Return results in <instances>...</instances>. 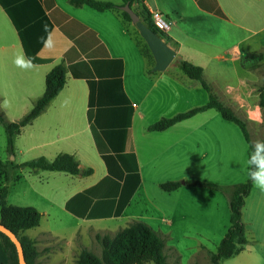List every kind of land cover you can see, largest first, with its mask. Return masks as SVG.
I'll return each instance as SVG.
<instances>
[{"label":"crops","instance_id":"1","mask_svg":"<svg viewBox=\"0 0 264 264\" xmlns=\"http://www.w3.org/2000/svg\"><path fill=\"white\" fill-rule=\"evenodd\" d=\"M4 1H14L10 7L18 24H30L40 18H46L50 24L47 37L36 54V57L43 62L38 65L31 64V67H20L16 63L17 60L25 62L28 60L13 23L0 7V87L2 89L4 85L10 91L15 90L17 92L16 95H11L16 98L17 104L22 103L21 114H27L36 100L42 96L46 74L60 64L66 69V83L63 89L31 124L35 126L34 131L36 133L43 136L55 135L54 140L46 142L44 145L57 146L61 137H64L63 142L75 140L81 135L87 140L88 135L89 142H92L101 158L94 141V133H96L111 155L114 157L116 155L124 156V162L116 158L114 166L115 171L122 172L121 179L108 173L101 158L107 177L117 183L119 190L114 197L110 198L109 186L112 185L108 184L106 189L98 190L97 196L88 195L82 198L78 207L82 208L86 218L95 215L94 217L99 219L116 220L123 216L134 194L146 179L142 173L141 157L146 160L145 170L152 171L151 184L156 183L159 188V185L165 182L155 181V179L158 178V171L163 168L160 167V161L165 156V164H170L167 166L180 169L181 172L192 167L194 169L195 166L200 167L201 159L205 158L203 154L201 158L193 157L189 162V153L185 155L183 151L185 147L190 146L186 139L191 137L205 138L213 149L224 146V142L217 140V133L214 131L213 125L215 117L208 113L209 110L177 123L166 131L158 132V134L176 135L174 136L176 139L171 142V149H175L176 153L162 152L158 149L160 142L146 139L147 127L155 123L156 120L168 116L159 114L158 110L171 111L183 103L198 107L208 100L206 92L199 83L190 80L178 69L177 63L179 61H187L192 65L201 67L204 79L212 86L219 101L232 110L237 106L233 98H238L244 103L251 99L253 103L255 102L257 112L260 110L258 106L259 89L263 84L264 75L260 74L252 65H248L246 63L248 60H244V64H246L244 67L240 66V62L243 54H260L264 60V37L252 39V36L247 35L237 44H233L216 54H209L205 43L218 45L221 38L225 37V33L222 34L221 29L226 25L238 28L249 35L255 33L247 26L242 25V22L241 24L232 22L219 0H139L149 13L159 12L164 15L169 24L164 33L169 39L166 44L175 51L177 61L175 66L168 67L161 73L152 71L154 63L145 58L137 47L136 30L131 29L134 25L123 21L117 11L96 12L86 6L74 7L67 0ZM96 1L122 6V0ZM228 1L234 5L238 3L241 10L245 9V5L256 8L257 11L260 7H264V0ZM200 2L204 6H201ZM214 7L222 12L223 17L211 12L210 9ZM131 9L139 13L140 9L137 2L131 6ZM227 62H231L235 66L237 62L239 64L241 71L238 73L235 68L234 78L230 76ZM88 71L92 75L89 79L84 78ZM72 72L78 76L73 77ZM219 77L222 78L219 79ZM195 96H198L199 102H195ZM1 99H3L2 96ZM150 106L155 107L154 110L157 113L155 120L147 122L148 126L143 129V133H139V141L137 142L133 130L138 121H148L146 117L150 112ZM26 111L28 112L26 113ZM178 111L173 113H178ZM257 112L246 117L252 127L260 125ZM194 121L199 125L189 132L183 131L182 128L186 126L184 124H190ZM36 122L39 123L36 124ZM200 122L202 123L200 124ZM69 123L75 124V130L70 131ZM263 138L264 136L260 138V142ZM195 145L198 146L199 144L195 143ZM70 147L71 152L79 149L74 142ZM178 150H180L179 153ZM71 152L68 153L71 154ZM73 155L75 156V154ZM214 158V156L208 157L206 165L212 177L214 174L219 175L218 178H214L215 180L219 179V181L213 179V182L224 186L236 185L226 182L225 177L220 179V171L222 168H226V165H222L219 159L216 162ZM134 164L139 176V185L127 206L120 214L116 215V205L123 186V179L127 176L126 170L133 169ZM79 167L81 168L80 165ZM38 172L40 171L34 173ZM242 177H244L243 174ZM203 182L212 183L208 180ZM184 187L185 185L175 192L181 191L179 193L181 195L186 191L192 194H203L198 193L201 192L199 190H207L205 195L209 198L213 197L215 200L213 213H219L217 209L219 204H224L225 208H229L228 196L220 199L215 196V191L205 188H192L196 191H182ZM109 202L112 204H107ZM104 210L105 214L103 215L96 213V211ZM241 213L245 237L250 232L251 242L264 249V192L253 185L249 195L245 198ZM245 213L249 219L248 222L245 220ZM255 215H257L256 219ZM251 224H255V227L248 229V225ZM31 230L25 231L22 235L33 240L36 248L39 245L37 236L54 239L49 232H40L33 237L30 235ZM101 232L109 231L95 230V233ZM246 240L249 243L247 237ZM5 262L6 256L0 245V264ZM46 264H65V261H54L47 255Z\"/></svg>","mask_w":264,"mask_h":264},{"label":"rangeland","instance_id":"2","mask_svg":"<svg viewBox=\"0 0 264 264\" xmlns=\"http://www.w3.org/2000/svg\"><path fill=\"white\" fill-rule=\"evenodd\" d=\"M219 1L232 22L235 24H241L242 22V25L247 26L248 29L255 33L249 35L238 28L226 25L221 29L222 34L225 33V37L221 38L218 45L205 43L209 54L221 52L223 49L237 44L247 35L252 36V39L264 37V7H260L259 11H257L256 8L245 5V9L241 10L238 3L234 5L228 0ZM131 29L135 28L132 27ZM136 32L137 30L135 34ZM140 44L146 47L142 39ZM176 61L177 59L174 58L169 67L175 66ZM246 63L252 65L260 74L264 75L263 58L261 60H248ZM226 65L231 74L230 76L233 78L236 71L238 73L241 71L238 62L236 66L231 62H227ZM245 65L240 62L241 67ZM221 78L219 77V79ZM44 87L45 84L43 82ZM11 94L16 95L17 92L15 90L10 91L4 85L2 89L0 87V114L7 121L16 122L25 113L21 114L23 105L22 103L17 104L16 98ZM1 96L3 99H1ZM195 97V102H199L198 96ZM233 101L237 104L235 109L233 108V112L245 122L250 141L255 145L264 136V121L261 110L257 112L255 102L253 103L251 99L245 103L241 102L238 98H233ZM193 107L194 105L192 104L183 103L174 107L171 111H166L167 113L159 110L158 112H160L159 114L168 115L164 117H170L177 114L173 113L174 111L179 110L178 113H181ZM154 109V106H150V112L146 117L148 121L142 120V122L138 121L136 123L133 133L137 142L139 141V133H143V129L148 126L147 122L155 120L157 113ZM253 112H257L260 125L252 127L246 117L253 114ZM208 113L215 117L213 121L214 131L217 133V140L224 142V146L213 149L205 138L191 137L186 139L190 143V146L185 147L183 151L185 155L189 153V162H191L193 157L199 159L204 154L205 158L201 159L200 167L195 166L194 169L192 167L181 172L180 169L167 166L170 164H165V156L160 161V167L163 168L158 171V178L155 181L183 182L185 180H208V182L215 184L213 182L214 178H218L219 175L214 174L212 177L206 166L208 162L207 158H210V156H214L216 162L219 159L222 165H226V168H222L220 171V179L225 177L226 182H231V184H242L247 181L249 150L239 128L233 123L224 121L215 110H209ZM38 123L36 122V124ZM69 125L70 131L75 130L74 123H69ZM184 125L186 126L182 128L183 131L189 132L199 124L194 121ZM34 127L29 125L22 129L21 133L14 138L12 153H10L7 150L5 132L0 125V160L2 162L21 165L39 157L52 160L61 153L70 154L68 153L71 152L70 145L74 142L79 149L76 151L72 149L73 152L70 155L75 154L73 156L79 162L82 169L92 170L90 176H83L81 174L71 176L61 172L44 171L30 173L26 170H21L20 174H18L19 171L11 174L13 181L8 184L9 193L7 202L19 207H33L37 209L43 214V217L38 228L31 230L30 235L34 237L37 233L49 232L51 237L54 238L37 236L39 245L37 246L38 257L36 264H46L47 255L54 261L64 260L65 264H76V258L83 249L100 257L102 249L101 245L96 241V235L112 238L117 232L135 221L144 222L162 237L165 244L164 254L168 264H211L209 260L210 254L215 253L217 246L229 227V208H225L224 204H219L217 208L219 213H213L215 211V200L213 197L209 198L205 195L207 190H199L201 192L198 193L203 194H192L187 191L183 195L179 194L181 191L165 193L158 188L156 183L151 184L152 171L145 170L146 160L141 157L142 173L146 179L134 194L123 216L116 220L108 218L99 219L98 217H94L95 215L86 218L84 217L82 208L78 207V203L82 198L88 195L97 196L98 190L101 191L102 188L106 189L108 184L112 185L109 186V194L110 198H112L119 190L117 183L107 177L104 164L92 142H89L88 135L87 140L81 135L75 140L71 139L65 142H63L64 137H61L57 146H47L44 143L54 140L55 135L43 136L40 133H36ZM145 135L146 139L161 143L158 148L160 151L176 153L175 149H171V142L176 139L174 137L176 136L175 134L172 136L146 130ZM195 143L199 145L196 146ZM179 152L180 150H178ZM242 174L244 177H242ZM215 181L218 182L219 179ZM2 185H4L3 181L0 183V186ZM182 189V191H196L189 186H185ZM217 193H215L216 197L224 199L221 198L224 195ZM107 204L112 203L109 202ZM96 213H102L103 215L105 214V210L101 212L96 211ZM256 218L257 215H255ZM245 220L247 222L249 220L246 213ZM253 227H255V224L248 225L247 228L252 229ZM95 230H107L109 232L95 233ZM246 237L249 243H247L245 249L239 255L222 261L221 264H264V249L259 248L251 242L252 237L250 232L246 234Z\"/></svg>","mask_w":264,"mask_h":264},{"label":"trees","instance_id":"3","mask_svg":"<svg viewBox=\"0 0 264 264\" xmlns=\"http://www.w3.org/2000/svg\"><path fill=\"white\" fill-rule=\"evenodd\" d=\"M67 1L74 7L86 6L96 12L117 11L123 21L131 23L128 14L122 12L119 6L110 2H100L96 0ZM13 2L0 0V7L6 12L13 23L18 33L26 59L28 61L30 60L31 64H41L43 61L38 59L36 54L47 37L50 30V24L47 22L46 18H40L36 21H32L33 23L26 25L18 24L13 16L12 8L10 7ZM136 2L140 10L139 13H134L139 16L141 22L161 39L165 40V42H168L169 39L167 36L158 31L152 24L150 13L144 6H142L141 1L122 0V5L129 4L131 7ZM200 4L201 6H204L202 2H200ZM210 10L215 15L223 17L222 12L218 8L214 7ZM136 35V40L138 41L137 47L139 48L140 53L152 62L153 59L147 46L145 47L140 44L141 38L139 37L138 32H136ZM261 59L262 55L260 54H243L241 56V63H244V60ZM177 67L187 78L199 83L201 88L206 92L208 100L206 104L202 106L177 113L171 117H162L155 123L149 125L147 130L149 132H163L177 123L191 119L207 110H215L224 121L233 123L239 128L244 141L248 145L250 157L252 150H254V145L250 142L245 122L238 118L229 106H226L219 101L213 92L212 86L204 79L203 69L199 66L192 65L187 61H179ZM72 74L73 77L78 76L74 72H72ZM65 75L66 69L61 64L52 68L45 76V90L42 96L36 100L32 109L20 120L9 122L2 114H0V125L5 132L7 150L10 153H12L14 138L21 133L23 128L31 125L49 102L63 89L66 83ZM91 76V73L88 71L84 78L89 79ZM258 106L261 110L264 121V81L259 89ZM94 141L108 173L113 177L121 179L122 172L115 171L114 166L116 164L115 159L117 158L121 162H124V156L116 155V157H114L111 155L96 133H94ZM260 143H264V138ZM21 170H26L30 173L36 171L61 172L71 176L79 174L89 176L92 174V170L81 169L78 161L69 154H59L52 160L39 157L21 165H14L11 162L5 163L0 160V183L2 181L4 182V185L0 186V223L15 234L19 240L26 264H36L38 251L35 242L22 234L25 231L38 227L43 214L33 207H19L7 202L9 193L8 184L13 181L11 174ZM126 172L127 176L123 179V186L116 205V215L120 214V212L127 206L132 194L139 185V176L136 165L134 164L133 169L129 168ZM183 185L191 188H205L218 192L224 196H228L229 227L217 246L215 253L210 254L209 260L211 264H221L222 261L239 255L247 245L244 225L241 219V210L244 206L245 198H247L253 187V183L249 176L245 183L231 186L217 185L200 180H185L183 182L168 181L162 183L159 185V189L165 193H171L177 191ZM96 241L101 245V256L97 257L90 251L83 249L76 258V264H168L164 254V240L150 226L141 221L131 223L128 227L117 232L112 238L96 235ZM0 245L6 256V262L4 264H18L15 246L1 233Z\"/></svg>","mask_w":264,"mask_h":264},{"label":"water","instance_id":"4","mask_svg":"<svg viewBox=\"0 0 264 264\" xmlns=\"http://www.w3.org/2000/svg\"><path fill=\"white\" fill-rule=\"evenodd\" d=\"M120 10L128 14L131 23L138 32L139 37L147 46L154 62L152 71L157 73L164 72L175 58V51L171 49L163 39H161L157 34L151 31L140 21L138 15L134 13L129 4L122 5ZM0 233L6 236L15 246L18 264H26L21 244L15 234H13L1 223Z\"/></svg>","mask_w":264,"mask_h":264},{"label":"clouds","instance_id":"5","mask_svg":"<svg viewBox=\"0 0 264 264\" xmlns=\"http://www.w3.org/2000/svg\"><path fill=\"white\" fill-rule=\"evenodd\" d=\"M20 67H31V61L17 60ZM249 178L253 185L264 192V143L257 142L247 160Z\"/></svg>","mask_w":264,"mask_h":264},{"label":"built area","instance_id":"6","mask_svg":"<svg viewBox=\"0 0 264 264\" xmlns=\"http://www.w3.org/2000/svg\"><path fill=\"white\" fill-rule=\"evenodd\" d=\"M150 19L156 29L162 33H165L168 29L167 18L159 12H150Z\"/></svg>","mask_w":264,"mask_h":264}]
</instances>
